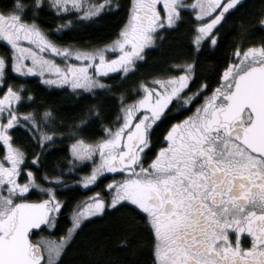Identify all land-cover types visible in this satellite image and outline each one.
<instances>
[{"label":"snow or ice","instance_id":"snow-or-ice-1","mask_svg":"<svg viewBox=\"0 0 264 264\" xmlns=\"http://www.w3.org/2000/svg\"><path fill=\"white\" fill-rule=\"evenodd\" d=\"M240 4L190 0L189 51L165 70L137 78L131 88L124 82L136 75L146 51L183 23L185 0H130L126 20L99 45L61 43L53 35L118 11L113 0L0 5V264H60L87 217L117 208L125 210L128 225L120 246L133 243L128 231L143 229L151 264H264V37L234 43L214 81L197 72L201 54L219 47L220 29ZM257 23L264 27V4ZM9 71L20 78L37 74L42 83L66 86L77 96L113 93V108L90 104L71 124L56 125L51 108L21 110L34 96ZM113 73L121 83L111 82ZM164 120L169 123L154 141ZM92 123L102 135L84 134ZM16 126L39 149L30 162L13 142ZM64 139L71 141L68 168L38 178L32 168L39 170L42 154ZM78 164L91 165L80 180L84 186L111 175L106 191L78 202L59 238L33 240L34 232L54 227L64 205L58 191L66 190ZM32 189L43 198L29 199Z\"/></svg>","mask_w":264,"mask_h":264},{"label":"trees","instance_id":"trees-1","mask_svg":"<svg viewBox=\"0 0 264 264\" xmlns=\"http://www.w3.org/2000/svg\"><path fill=\"white\" fill-rule=\"evenodd\" d=\"M120 5L119 10L109 9L105 13L90 20L75 23L71 28L62 29L58 34L53 35V39L61 43H73L76 45H99L107 43L118 31L121 24L126 20L130 0H113ZM10 3V0H0V5ZM264 0H244L240 7L232 13L224 22L220 29V43L215 51L205 49L200 56V63L197 72L201 78L210 81L215 80L216 68L223 63L226 54L231 50L234 43L243 40H257L262 37L261 30L257 26V19L261 11ZM183 23L174 31L165 34L162 41L146 51L145 59L139 64L135 76L129 77L124 86L133 87L137 78L143 79L152 74L165 70L174 58L182 57L189 51L190 29L192 27L193 15L184 11ZM46 26L55 28L53 19L43 16ZM57 23L59 20L56 21ZM246 26V30H242ZM113 83H121L120 77L112 74ZM9 78L15 83H23L25 87L33 93L34 102L27 105L22 110H32L43 112L45 108H51L55 116V124H71V118L78 116L82 109L90 104H102L106 111H111L114 102L109 97L113 93L97 92L95 97L90 93H81L77 96L67 89L51 90L44 87L37 78H15L9 74ZM167 121L160 123L156 129L153 140L158 141L161 131L167 126ZM99 125L92 123L85 130L87 136H100ZM68 134L67 128L61 129ZM13 142L23 147L28 154L29 162L31 153L39 149L32 142L28 133L16 127L12 131ZM70 140L57 141L55 151H49L41 156L39 170L33 167L32 170L39 178L40 173L51 171L54 168H68V148ZM3 153L0 146V156ZM86 167L78 169L79 173H85ZM112 176H105L94 186L86 190H81L77 186H71L79 180V176L72 174L66 179L69 181L66 190H59L58 195L64 201L61 213L56 219V229L51 236L59 238L66 232L69 226V216L78 202H82L91 193L105 192L104 184ZM32 200L41 199L39 192L32 190L28 197ZM128 225L125 221V210L117 208L115 211L108 209L99 216L88 219L83 223L82 229L75 239L70 241L67 251L63 254L60 264H151V251L148 247V234L143 229L135 232L128 231L127 235L133 243L125 248L120 246L121 237L125 236ZM43 228L39 232H34L32 239L35 240L44 233Z\"/></svg>","mask_w":264,"mask_h":264},{"label":"rangeland","instance_id":"rangeland-1","mask_svg":"<svg viewBox=\"0 0 264 264\" xmlns=\"http://www.w3.org/2000/svg\"><path fill=\"white\" fill-rule=\"evenodd\" d=\"M185 3H186V4H189V10H186V11H188V12L191 13V11H190V0H185ZM161 6H162V5H161ZM191 14H192V13H191ZM193 18H194V17H193ZM3 51H4V44H3L2 42H0V52H3ZM9 74L12 75V76H14L15 78H18V79L20 78V77L17 76V74L12 73L11 71H9ZM113 74H114V73H113ZM110 75H112V74H110ZM27 78H37V79L39 80V82H40L44 87H46L47 89H51V90H52V89H53V90L67 89V90L73 92L70 88H68V87H66V86L60 87V86H55V85H53V86H49V85L44 84V83H42V81L40 80V78H39V76H38L37 74H34V75L29 76V77H26V78H22V79H27ZM21 110H22V109H21ZM16 127L25 130L22 126H16ZM16 127H14V129H15ZM1 147H2V150H3V153H4L3 146L1 145ZM3 153L1 154V156L3 155ZM90 166H91L90 164H89L88 166H83V165H79V164L76 165V170H75L72 174H75V173H76V175L79 176V180H78L76 183L72 184L71 186H77V187H79L81 190H86V189H88L89 187H92V186H93V185L84 186V185H82V184L80 183L81 178H82L84 175H87V174H88L89 169H90ZM83 167H86V168H87V171H86L85 173H79V172H78V169H81V168H83ZM112 178H113V177H111L110 180H111ZM21 179H22V178H21ZM32 190H35V191L39 192L38 189H32ZM32 190H30V191H32ZM40 195H41V194H40ZM41 196H42V195H41ZM42 198H43V197H42ZM71 214H72V213H71ZM100 214H101V213H100ZM100 214H95V215L92 216V217H87L86 220L91 219V218L96 217V216H99ZM70 219H71V215L69 216V223H70ZM55 224H56V221H55V223H54V227H53L52 229H47V228H45V229H44V233H43L42 235H39V236H51L52 232H54L55 229H56V225H55Z\"/></svg>","mask_w":264,"mask_h":264},{"label":"flooded vegetation","instance_id":"flooded-vegetation-1","mask_svg":"<svg viewBox=\"0 0 264 264\" xmlns=\"http://www.w3.org/2000/svg\"><path fill=\"white\" fill-rule=\"evenodd\" d=\"M244 1V0H243ZM242 1V2H243ZM241 2V3H242ZM257 26L259 27V29L261 30V34H262V37H264V27H261L258 23H257ZM169 115V117L171 118V119H176V117H175V115L173 114V113H169L168 114ZM165 121V120H164ZM167 121V123H169V120H166ZM162 132V131H161ZM155 134V133H154ZM154 134H153V137H154ZM160 138V137H159ZM159 140V139H158ZM1 146V145H0ZM158 146V145H157ZM154 150V149H153ZM149 155H151V153H149ZM107 176H111V175H107ZM243 239L245 240V242H247V236L245 235L244 237H243Z\"/></svg>","mask_w":264,"mask_h":264},{"label":"water","instance_id":"water-1","mask_svg":"<svg viewBox=\"0 0 264 264\" xmlns=\"http://www.w3.org/2000/svg\"><path fill=\"white\" fill-rule=\"evenodd\" d=\"M243 0H241V2H242ZM43 229V228H42Z\"/></svg>","mask_w":264,"mask_h":264}]
</instances>
